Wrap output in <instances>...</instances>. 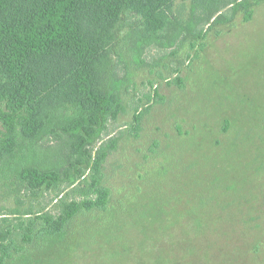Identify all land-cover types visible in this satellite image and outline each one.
Segmentation results:
<instances>
[{
    "label": "rangeland",
    "instance_id": "obj_1",
    "mask_svg": "<svg viewBox=\"0 0 264 264\" xmlns=\"http://www.w3.org/2000/svg\"><path fill=\"white\" fill-rule=\"evenodd\" d=\"M253 10L249 22L239 12L190 27L192 0H176L183 29L139 51L125 29L110 83L123 110L69 176L61 130L20 139L0 159V243L22 246L31 220L93 197L94 177L112 192L108 211L81 214L66 238L18 264H264V1ZM30 167L62 178L34 190L22 175Z\"/></svg>",
    "mask_w": 264,
    "mask_h": 264
},
{
    "label": "trees",
    "instance_id": "obj_2",
    "mask_svg": "<svg viewBox=\"0 0 264 264\" xmlns=\"http://www.w3.org/2000/svg\"><path fill=\"white\" fill-rule=\"evenodd\" d=\"M175 1L0 0V159L13 155L20 139L35 143L51 134L60 137L61 130L69 150L64 175L88 164L92 155L83 145L123 110L110 85L121 33L129 29L124 41L132 40L139 51L149 40L183 29L176 24ZM263 1L192 0L188 26L195 21L208 26L212 20L211 26L230 24L239 12L249 22L253 8ZM199 46L204 49L205 43ZM77 172L83 177V170ZM22 175L34 190L55 186L62 178L54 170L35 167ZM93 179L88 186L93 197L62 200L56 217L45 214L31 220L22 246L14 240L1 242L0 264H18L21 257L62 241L81 214L108 211L112 192L99 177Z\"/></svg>",
    "mask_w": 264,
    "mask_h": 264
}]
</instances>
